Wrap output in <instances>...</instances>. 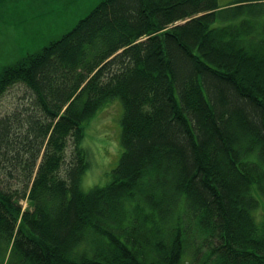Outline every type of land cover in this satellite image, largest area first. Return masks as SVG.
I'll return each mask as SVG.
<instances>
[{"label":"trees","instance_id":"1","mask_svg":"<svg viewBox=\"0 0 264 264\" xmlns=\"http://www.w3.org/2000/svg\"><path fill=\"white\" fill-rule=\"evenodd\" d=\"M10 93L0 264H264V0H101L0 68ZM113 100L122 151L84 189Z\"/></svg>","mask_w":264,"mask_h":264},{"label":"rangeland","instance_id":"2","mask_svg":"<svg viewBox=\"0 0 264 264\" xmlns=\"http://www.w3.org/2000/svg\"><path fill=\"white\" fill-rule=\"evenodd\" d=\"M100 1L0 0V68L14 63L28 51L39 49L47 40L66 33ZM232 1L219 0V4ZM13 95L10 93L3 97L0 114L10 104ZM113 101L116 104L111 105ZM113 101L99 109L84 125L83 146L89 152L84 189L97 183L103 186L122 151L119 139L121 106L118 100ZM23 207H26V203H23Z\"/></svg>","mask_w":264,"mask_h":264},{"label":"bare ground","instance_id":"3","mask_svg":"<svg viewBox=\"0 0 264 264\" xmlns=\"http://www.w3.org/2000/svg\"><path fill=\"white\" fill-rule=\"evenodd\" d=\"M108 180H109V176H108ZM108 180H107V181H108ZM103 181H104V178H103ZM103 181H101V183H102ZM106 183H107V182H106ZM106 183H105V184H106ZM97 184H99V183H97ZM97 184H96V186H99V185H97ZM105 184H104V185H105ZM23 209H25V207H23Z\"/></svg>","mask_w":264,"mask_h":264}]
</instances>
